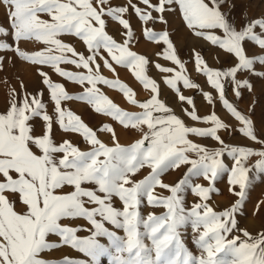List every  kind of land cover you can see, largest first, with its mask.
Returning a JSON list of instances; mask_svg holds the SVG:
<instances>
[{"label":"snow or ice","instance_id":"obj_1","mask_svg":"<svg viewBox=\"0 0 264 264\" xmlns=\"http://www.w3.org/2000/svg\"><path fill=\"white\" fill-rule=\"evenodd\" d=\"M2 2L10 23L0 26V52L15 53L35 67L43 87L30 92L22 84L25 90H12L8 107L0 112V264H264V231L250 233L236 218L248 195L249 173H264V109L258 122L255 97L257 83L264 93V0L255 14L256 0ZM133 17L140 23L139 36L161 45L157 56L170 62L153 66L164 74L162 83L173 92L182 115L149 76L150 60L132 50L139 40ZM175 19L201 42L191 48L190 59L210 91L194 82L179 55L172 39ZM109 21L121 27L120 40L109 34ZM157 23L165 27L156 30ZM73 39L82 42L87 55L77 51ZM21 42L43 47L29 52L20 48ZM206 53L220 66H211ZM3 60L0 56V65ZM98 60L113 73V64L128 68L150 98L138 101L129 85L106 78ZM45 67L82 91L70 94ZM100 85L119 91L140 111L121 108ZM182 89L199 93L208 112L201 115L195 97ZM229 89L234 101L227 97ZM245 93L253 96L247 109L239 106ZM72 101L86 103L139 138L121 144L112 123L94 129L66 106ZM217 103L234 124L217 113ZM57 128L79 135L87 147L70 139L58 142ZM221 132L242 134L249 144L234 146ZM182 166L187 171L177 182L164 181ZM145 169L147 174L138 178ZM222 174H228L229 192L237 199L217 212L209 201L219 192L215 183ZM194 178H203L207 186ZM186 190L199 198L190 209ZM143 207L165 211L144 213ZM189 223L199 254L183 238ZM65 247L85 258H49Z\"/></svg>","mask_w":264,"mask_h":264},{"label":"rangeland","instance_id":"obj_2","mask_svg":"<svg viewBox=\"0 0 264 264\" xmlns=\"http://www.w3.org/2000/svg\"><path fill=\"white\" fill-rule=\"evenodd\" d=\"M134 2H136V0H134ZM113 3L124 4L126 3V0H113ZM253 7L255 14V12H258L260 10V0H256V3ZM43 18L47 19L46 16ZM9 23L10 21L7 12V6L3 4L2 0H0V26L7 27ZM132 23L134 30L137 32L139 37L138 43H135L133 45L132 50L136 51L139 54L145 55L150 60L148 72L149 76L156 79L157 82L161 84V89L163 93L162 98L166 99L167 103L174 108V111L177 114L182 115L180 111L181 105L178 103H174L175 97L173 92L162 83V76L164 74H161L153 66L155 63H159L162 66H171L170 62L164 61L162 58L157 56V53L161 52L162 50L161 45H158L154 42H148L142 36H139L140 23L135 17H133ZM164 27V25L159 23L154 26L156 30H162ZM172 27L176 29V33L174 36H172V39L178 48L179 55L182 59L187 62V69L189 74L191 75L194 82L200 83L203 87H205V90L210 91L211 89L205 85V77L194 70L193 62L190 59L191 48L201 42L195 41L190 38L189 33L186 29L183 28L179 19L172 20ZM107 30L109 31V34L113 35L114 38H116L117 40L121 39V36L119 35L121 27L117 23L109 21ZM65 39L67 40L69 38L66 37ZM71 42L77 48V51H83L87 55V52L85 51V47L82 42H79L78 40L74 39ZM19 46L22 50L29 52L43 47V45L39 43L32 42H21ZM205 47L207 48V45H205ZM0 56L4 57L3 64L0 65V112H2L8 107V100L12 90H15L16 93H22L25 90L24 88H22V84L25 85L26 90L30 92L35 91V89L37 88H42L43 86L40 83V77L36 73V68L33 67L30 63L24 62L22 59L18 58L15 53L12 52H0ZM205 58L211 66H220L216 64L215 61L212 59L211 53H206ZM98 62L101 63V72L106 78L119 79L121 82L129 85L135 91L136 99L138 101L143 102L150 98L151 93L142 87L141 83L135 79L133 73L128 68L113 64V67L115 68V73H113L112 71L103 66L102 61L98 60ZM62 67L66 68L67 70L79 71L78 69H75L74 66L63 65ZM44 70L49 72V75L51 76L53 81L65 84V87L70 94H79L82 91L80 86L66 81L65 79L52 72L51 69L45 67ZM100 87L101 90L121 108L135 112L140 111L138 107L128 103L126 98L119 91L111 89L105 85H100ZM182 91L185 95H193L195 97L197 107L201 115L208 112L209 106L203 100L199 93L195 92V90L187 89H182ZM227 97L230 101L235 100V97L233 96L230 89L227 91ZM255 97L258 101L256 108V119L259 122L262 109H264V93H262L261 85L259 83L256 84ZM44 100H48L47 91H45ZM252 100L253 96L245 93L244 99L239 106L241 108L247 109L249 103ZM66 106L77 114H79L82 119L94 129L101 125L103 122L112 123L113 126L116 128L121 144H130L135 139L139 138V134L134 130H125L119 124L113 122L110 118L104 115L95 114L92 109L84 102L72 101L68 102ZM221 107L222 106L217 103L215 107L217 113L226 122L234 124V119L231 118L230 114H228L226 111H222ZM48 108L49 112H51V103H49ZM221 135L225 138L226 142L234 146H246L249 144V140L243 138L242 134L233 133L231 136H229L227 133L221 132ZM55 138L58 142L63 139H70L73 143L78 144L82 149L87 147L83 143L82 138L79 135L64 134L58 128L55 130ZM101 139L107 142L108 136L102 135ZM200 142L212 147L219 146L211 139H202ZM253 147L259 149V145L257 144H254ZM226 163L230 165L231 159L227 158ZM186 171L187 166H182L178 170L170 171L163 177V179L167 183H175L182 177V175ZM147 172V169L142 170V173L138 175V178H143V175H146ZM249 178L251 183L248 188V195L244 202L243 209L237 214L236 218L241 228H245L250 233L256 234L259 231H264V173H259L258 171H251L249 173ZM194 183H201L205 186H207L208 184V182L205 181L203 178H194ZM215 187L219 190V192L218 194L214 193L211 195L209 203L217 212L228 209L230 206L233 205V203L237 199V197L230 194L229 192L228 174H222L216 181ZM160 191L161 190L158 188L157 192ZM163 194L167 195L168 193L164 192ZM183 195L185 197L186 209H190L192 204L199 202V198L192 194L190 190H186ZM117 204H119L118 201ZM149 211H154L157 214H161L165 211V209L148 207L142 208V212L144 213H147ZM182 232L183 238L189 249L195 254H199V250L193 244V233L190 223L186 225ZM65 255L70 257L85 258L82 257V254H79L67 247L53 251L49 258H61Z\"/></svg>","mask_w":264,"mask_h":264}]
</instances>
